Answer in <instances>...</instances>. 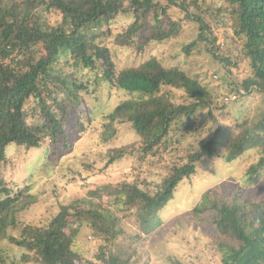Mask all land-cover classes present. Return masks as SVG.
<instances>
[{
    "label": "trees",
    "instance_id": "trees-1",
    "mask_svg": "<svg viewBox=\"0 0 264 264\" xmlns=\"http://www.w3.org/2000/svg\"><path fill=\"white\" fill-rule=\"evenodd\" d=\"M193 2L198 6V0ZM226 2V11L246 36L245 53L252 72L243 87L246 92L255 89L264 94V0ZM176 3L186 17L197 21L200 36L207 39L214 55L220 53L217 37L204 17L191 12L188 0ZM44 11L61 19L51 23L42 18ZM129 11L135 20L123 33L122 45L143 49L150 40L163 41L181 31V23L168 18L155 0H0V163L7 159L10 144L32 149L50 139L68 145L67 123L70 118L75 120L73 111L85 102L80 92L87 86L75 72L80 66L92 68L100 63L102 80L127 93L128 97L107 114L105 124L110 125L107 130H114L116 123H130L139 136L143 156L170 148L176 143L173 132L183 120L193 124L199 108L213 103L211 92L199 78L179 66L165 65L157 56L117 67L103 38L111 34L116 16ZM149 12H154L155 31L145 35ZM207 32L213 37L208 38ZM142 37L145 40L140 43ZM195 43L186 47L187 52ZM173 88L185 90L194 101L176 102ZM86 114L87 122L92 121L88 107ZM76 119L87 129L84 118ZM111 134L107 132L104 140L109 141ZM216 142L213 136L198 147L178 150L169 174L153 190L135 181L104 185L92 194L100 198L106 192L113 199L111 208L82 197L62 204L57 214L42 224L18 219L19 213L37 200L32 186L13 190L0 172V241L23 251L13 254L0 245V264H148L142 256L136 258V250L130 253L117 247L121 214L135 215L145 234L154 232L162 224L161 211L179 184L197 174L200 162L214 157ZM252 149L260 156L247 168L245 185L264 175V115L254 123H243L229 143L227 158L232 161ZM126 150H115L111 161ZM193 214L210 227L223 264H264V199L246 196L243 185L232 196H220L209 189L194 205ZM84 227L103 239L100 251L91 258L77 247Z\"/></svg>",
    "mask_w": 264,
    "mask_h": 264
},
{
    "label": "rangeland",
    "instance_id": "rangeland-1",
    "mask_svg": "<svg viewBox=\"0 0 264 264\" xmlns=\"http://www.w3.org/2000/svg\"><path fill=\"white\" fill-rule=\"evenodd\" d=\"M155 1L166 10L168 18L181 23V31L163 41L150 40L143 49L125 46L121 44L123 33L135 16L132 11L120 12L111 23V34L103 38L112 50L117 67L137 65L157 56L165 65L179 66L199 78L211 92L213 103L199 108L193 124L189 125L188 119L183 120L173 132L176 143L170 148L143 156L137 143L139 136L130 123H116L114 130H107L110 125L105 124L107 114L128 97L127 93L102 80L100 63L92 68L80 66L75 70L72 67L87 87L80 92L85 102L73 111L75 120L70 118L67 123L65 141L68 145L56 144L50 139L32 149L10 144L6 148L7 159L0 163V172L13 190L27 184L32 186L37 200L29 209L20 212L18 219L42 224L56 215L62 204L78 198L97 199L104 207L112 206L113 199L105 191L100 198L92 194L104 185L135 181L155 189L169 174L178 158V150L198 147L202 141L215 136L217 151L214 157L200 162L197 174L179 184L174 197L160 213L162 224L154 232L145 234L135 215L121 214L122 231L115 243L130 253L136 250V258L142 256L148 264H223L210 227L196 219L193 207L209 189L220 196H232L242 185L246 196L264 199V175L254 184L244 183L246 170L259 158V151H246L232 161L227 158L229 143L243 128V123H254L263 117L264 94L255 89L246 92L243 87L244 79L252 72L245 53L246 36L236 19L226 11L229 6L226 0H198V6L194 0H188L191 12H199L217 37L216 45H220L221 50L217 55L211 51L207 39L200 36L197 21L186 17V12L176 3L183 0ZM42 18H48L51 23L61 19L45 11ZM145 21L148 26L145 35H149L155 31L154 12H149ZM207 35L213 37L209 32ZM144 40L142 37L139 42ZM192 42L196 43L187 52L186 47ZM173 95L178 103L194 101L182 89L173 88ZM232 95L237 97L226 99ZM68 106L72 107L70 103ZM87 107L92 116L90 122H87ZM75 117L84 118L87 129H83ZM107 132L112 133L109 141L104 140ZM120 149L127 150L111 161L115 150ZM102 243V238L84 227L77 247L91 258L100 251ZM0 245L13 254L23 253L21 248L6 240L0 241Z\"/></svg>",
    "mask_w": 264,
    "mask_h": 264
},
{
    "label": "built area",
    "instance_id": "built-area-1",
    "mask_svg": "<svg viewBox=\"0 0 264 264\" xmlns=\"http://www.w3.org/2000/svg\"><path fill=\"white\" fill-rule=\"evenodd\" d=\"M236 97H237V95H232L231 97H229V96L226 97V99H228V100L231 99V98H232V99H235Z\"/></svg>",
    "mask_w": 264,
    "mask_h": 264
}]
</instances>
